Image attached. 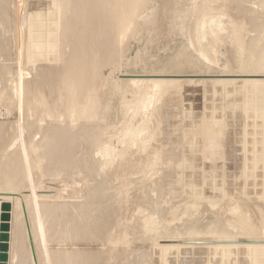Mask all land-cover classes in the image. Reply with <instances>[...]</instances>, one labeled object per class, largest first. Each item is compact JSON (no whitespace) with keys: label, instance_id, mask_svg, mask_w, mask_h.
Returning <instances> with one entry per match:
<instances>
[{"label":"rangeland","instance_id":"1","mask_svg":"<svg viewBox=\"0 0 264 264\" xmlns=\"http://www.w3.org/2000/svg\"><path fill=\"white\" fill-rule=\"evenodd\" d=\"M44 1L0 0V264H264V0Z\"/></svg>","mask_w":264,"mask_h":264},{"label":"bare ground","instance_id":"2","mask_svg":"<svg viewBox=\"0 0 264 264\" xmlns=\"http://www.w3.org/2000/svg\"><path fill=\"white\" fill-rule=\"evenodd\" d=\"M35 1H36V0H35ZM37 1H38V0H37ZM39 1H40V0H39ZM50 1H51V0H50ZM166 1H167V0H166ZM197 1H198V0H197ZM227 1H228V0H226L225 3H227ZM236 1H238V0H236ZM241 1H242V0H241ZM44 2H45V1L43 0L42 5L45 4ZM51 2H52V1H51ZM176 2H177V1H176ZM179 2H183L184 4L186 3L185 1H179ZM191 2H193V1H191ZM228 2H230V1H228ZM232 2H233V1H231L230 4H232V5H233V3L235 4V2H233V3H232ZM239 2H240V1H239ZM260 2H261V1H260ZM38 3H39V2H38ZM38 3H36V6L33 4V6L37 7V6H38V5H37ZM183 3H182V6H183ZM193 3H194V2H193ZM261 3H263V2H261ZM261 3H260V4H261ZM28 4H30V3H28ZM39 4H40V3H39ZM241 4H242V3L240 2L239 5H241ZM42 5H41V6H38V7L41 8ZM179 5H180V7H182L180 3H179ZM192 5H193V4H192ZM224 5H225V4H224ZM227 5H228V3H227ZM236 5H237V4H236ZM263 5H264V4H263ZM28 6H30V5H28ZM33 6H32V7H33ZM43 6H45V5H43ZM60 6H62V4H61ZM60 6H59V7H60ZM194 6H195V5H194ZM194 6H192V8H193ZM225 6H226V5H225ZM237 6H238V5H237ZM38 7H37V9L34 8V7H33V8L36 9V10L38 11ZM53 7H54V6H53ZM59 7H57V8H58V9H61V8L63 9L65 6H64V7H61V8H59ZM72 7H73V3H72ZM177 7H178V6H177ZM226 7H228V6H226ZM260 7H261V6H260ZM49 8H50V10H51L52 6L49 7ZM54 8H55V7H54ZM178 8H179V7H178ZM195 8H196V6H195L193 9H195ZM204 8L207 9L206 7H204ZM204 8H203V9H204ZM224 8H225V7H224ZM230 8H231V7H230ZM232 8H233V7H232ZM237 8H238V7H237ZM261 8L263 9V6H262ZM42 9H43V8H42ZM42 9L40 10V11H41L40 13H42V11L44 10V9H43V10H42ZM62 9H61V11H62ZM64 9H65V8H64ZM201 9H202V8H201ZM201 9H200V10H201ZM222 9H223V6H222ZM226 9H227V8H226ZM238 9H239V8H238ZM241 9H243V8H241ZM262 9H261V10H262ZM0 10H3V9H1V7H0ZM32 10H33V9H32ZM32 10H30V11H31V12H34V11H32ZM36 10H35V11H36ZM48 10H49V9H48ZM53 10H54V9H53ZM55 10H56V9H55ZM209 10H210V9H209ZM227 10H228V9H227ZM232 10H233V9H232ZM249 10H250V9H249ZM261 10H260V12H261ZM51 11H52V10H51ZM51 11H50V12H51ZM61 11H60V12H61ZM63 11L65 12V10H63ZM198 11H199V9H198ZM201 11H203V10H201ZM204 11H205V10H204ZM228 11H229V10H228ZM239 11H240V10H239ZM241 11H242V10H241ZM245 11H246V10H245ZM258 11H259V10H258ZM263 11H264V10H263ZM43 12H44V11H43ZM46 12H49V11H45V13H43V14L45 15ZM58 12H59V11H58ZM205 12H206V11H205ZM205 12H204V13H205ZM230 12H232V11H230ZM260 12H258V13H260ZM34 13H35V12H34ZM40 13H39L38 15H42V14H40ZM51 13H53V12H51ZM51 13H50V14H51ZM65 13H66V12H65ZM178 13H179V12H178ZM193 13H194V12H193ZM193 13H192V16L196 15V14L193 15ZM197 13H198V12H197ZM199 13L201 14V12H199ZM204 13H202V15H203ZM207 13H210V12L207 11ZM237 13H238V12H237ZM239 13H240V12H239ZM243 13H244V11H243ZM263 13H264V12H263ZM31 14L34 15L33 13H30L29 15H31ZM50 14H49V15H50ZM56 14H57V12H56ZM60 14H62V15H59V14H58L57 16H60V17L57 18V20L60 21V18H61V22H60L59 24L62 25V23H63V24L65 25V24H66L65 22H67V21H66V18H67V17L64 15L63 12L60 13ZM226 14H227V13H226ZM229 14H231V13H229ZM234 14H235V13H234ZM241 14H242V13H241ZM0 15H1V14H0ZM204 15H205V14H204ZM206 15H208V14H206ZM246 15H248V14H246V12H245V18H246ZM255 15H256V14H255ZM178 16H179V15H178ZM199 16H200V15H199ZM199 16L196 15V16H194V17H195L196 20L199 18V20L201 21V23L199 22V23H200L199 26H198V25H197V26L201 29V32H202V33H201V36H202L203 38H205L206 35H207L206 32H209L210 29L213 30V27L215 26V23H216V19H217V18H215V17H211L209 20H206V18H205L206 16H204V18H205V20H204V18L201 16V17L203 18V21H202V19H200ZM248 16H250V14H249ZM259 16H260V15H259ZM34 17L37 18L38 16H36V14H35ZM41 17H42V16H41ZM41 17H40V18H41ZM243 17H244V16H243ZM243 17H242V18H243ZM250 17H251V16H250ZM253 17H254V16H253ZM253 17H251V18H253ZM45 18H46V17H45ZM191 18H192V17H191ZM191 18H190V19H191ZM239 18H240V17H239ZM239 18H237V19H239ZM256 18H257V17H256ZM262 18H264V17H262ZM262 18H261V19H262ZM30 19H31V17H30ZM34 19H35V18H34ZM37 19H39V18H37ZM195 19H194V20L191 19V21H192V22H193V21L195 22ZM246 19H247V18H246ZM31 20H32V19H31ZM31 20H30V21H31ZM35 20H36V19H35ZM43 20H45V19L43 18ZM38 21H39V20H37V25L35 24V25H36V30H38V29H37V28H38L37 26H40V23H39ZM41 21H42V20H41ZM45 21H46V20H45ZM59 21H58V22H59ZM197 21H198V20H197ZM242 21H243V19H242ZM250 21H254V20L252 19V20H250ZM31 22H32V21H31ZM34 22H35V21H34ZM238 22H240V21H238ZM38 23H39V25H38ZM41 23L44 24L43 22H41ZM240 23H241V22H240ZM263 23H264V22H263ZM32 24H34V23H32ZM46 24H47V22H46ZM241 24H242V23H241ZM245 24H246V23H245ZM250 24H251V23H250ZM253 24H254V23H253ZM56 25H57V24H56ZM61 25H60V26H61ZM247 25H248V24H247ZM247 25H245V26H247ZM48 26H49V25H48ZM48 26H45V29H47L46 27H48ZM60 26H59V27H60ZM250 26H251V25H250ZM250 26H248V27H249V28H253L254 25H253L252 27H250ZM4 27H5V26H4ZM31 27H33V26L31 25ZM31 27H30V28H31ZM43 27H44V25H43ZM43 27L41 26V29H42ZM57 27H58V25H57L55 28H57ZM61 27H63V26H61ZM61 27H60V28H61ZM194 27H195V26H194ZM198 27H197V28H198ZM260 27L263 28V26H260ZM39 28H40V27H39ZM51 28H53V27L51 26ZM197 28H196V29H197ZM207 28H209V30H208ZM33 29H34V28H33ZM43 29H44V28H43ZM43 29H42V30H43ZM45 29H44L43 31H45ZM48 29H49V28H48ZM205 29H206L207 31H206ZM256 29H258V28H256ZM260 29H261V28H260ZM42 30H41V31H42ZM52 30H55V29H52ZM52 30H50V31H52ZM190 30H191V31L193 30V28H192L191 26H190ZM261 30H264V29H261ZM32 31H33V30H32ZM46 31H48V30H46ZM197 31H198V29H197ZM258 31H259V29H258ZM34 32H35V31H34ZM55 32H57V31L55 30ZM59 32H60V30H59ZM259 32H260V31H259ZM263 32H264V31H263ZM263 32H262V33H263ZM36 33H37V31H36ZM38 33H40V32H38ZM43 33H44V32H43ZM186 33H187V32H186ZM195 33H196V31H195ZM198 33H199V31H198ZM260 33H261V32H260ZM46 34H47V32H46ZM48 34H49V31H48ZM54 34H55V33H53V35H54ZM255 34H256V33H255ZM40 35H41V34H40ZM40 35H39V36H40ZM58 35H59V34H58ZM197 35H198V34H197ZM234 35H235V34H234ZM236 35H237V34H236ZM247 35H248V34H247ZM249 35H251V34H249ZM249 35H248V37H249ZM257 35H258V34H257ZM257 35H256V36H257ZM259 35H260V34H259ZM259 35H258V36H259ZM262 35H263V34H262ZM185 36H187V35H185ZM239 36H240V35H239ZM239 36H238V38H239ZM251 36H252V35H251ZM260 36H261V35H260ZM41 37H42V36H41ZM50 37H51V36H50ZM54 37H55V36H54ZM232 37H233V36H232ZM248 37H247V38H248ZM254 37H255V36H254ZM261 37H262V36H261ZM261 37H260V38H261ZM263 37H264V36H263ZM45 38H46V37H45ZM186 38H187V37H186ZM233 38H234V37H233ZM235 38H236V37H235ZM235 38H234V40H233L232 38H230V39H232V40L235 41V42L239 41L238 39L235 40ZM240 38L242 39V36H241ZM240 38H239V39H240ZM258 38H259V37H258ZM241 39H240V40H241ZM248 39H249V38H248ZM252 39H253V38H252ZM254 39H255V38H254ZM39 40H40L39 42H41V39H40V38H39ZM42 40L44 41V40H48V39H42ZM49 40H50V39H49ZM211 40H212V39H211ZM213 40H214V39H213ZM250 40H251V39H250ZM256 40H257V37H256ZM260 40L263 41V39H259V40H257V41H260ZM241 41H242V40H241ZM243 41H244V40H243ZM243 41H242V42H243ZM245 41H246V40H245ZM257 41H255V42L257 43ZM44 42H45V41H44ZM208 42H210V41H208ZM212 42H214V41H212ZM231 42H232V41H231ZM247 42H248V41H247ZM260 42H261V41H260ZM42 43H43V42H42ZM199 43H200V42H199ZM210 43H211V42H210ZM210 43H209V44H210ZM251 43H252V40H251ZM48 44H49V43H48ZM201 44H204V43L201 42ZM205 44H206V41H205ZM232 44H233V42H232ZM244 44H245V43L243 42L242 45H244ZM254 44H255V43H254ZM258 44H259V42L257 43V45H258ZM262 44L264 45V42H262ZM35 45H36V44H35ZM211 45H212V43H211ZM211 45H210V47H212ZM233 45H234V44H233ZM236 45H237V44H236ZM236 45H234V46L236 47ZM238 45H239V43H238ZM249 45H251V44H249ZM263 45H262V46H263ZM46 46H47V45H46ZM46 46H45V47H46ZM194 46L196 47L195 42H194ZM201 46H203V45H201ZM206 46H207V45H206ZM230 46H231V45H230ZM251 46H253V45H251ZM262 46H261V44H260V47H261V48H262ZM47 47H48V46H47ZM47 47H46V48H47ZM53 47H55V46L53 45ZM195 47H193L194 50H196ZM197 47H198V45H197ZM199 47H200V46H199ZM204 47H205V45H204ZM208 47H209V45H208ZM208 47H207V48L205 47V49H208ZM235 47H234V49H236ZM240 47H242V48H240ZM240 47L238 46V48H240V49L245 48L244 46H240ZM256 47H259V45H258V46L255 45V49H256ZM263 47H264V46H263ZM247 48H249V47H246V49H247ZM250 48H252V47H250ZM261 48H260V49H261ZM202 49H204V48L201 47L200 50H202ZM205 49H204V50H205ZM209 49H210V48H209ZM197 50L199 51V49H197ZM197 50H196V52H198ZM204 50H203V51H204ZM211 50H212V49H211ZM230 50H231V47L229 48V51H230ZM250 50H251V49H249V50L247 49V51H250ZM253 50H254V47H253V49L250 51L251 54H253V53H252V52H254ZM257 50H259V49H256L254 53H256ZM263 50H264V49H263ZM203 51H202V52H203ZM234 51H237V50H234ZM238 51H239V50H238ZM238 51H237L236 54H239ZM204 52L209 53V52H211V51L209 50V52H208V50H207V51H204ZM212 52H214V51H212ZM212 52H211V54H212ZM257 52H258V51H257ZM261 52H262V50H261ZM261 52H260V50H259V53H258V54H260V56H261V58H262L263 56L261 55ZM263 52H264V51H263ZM200 53H201V52H200ZM45 54H46V53H45ZM230 54H231V53H230ZM232 54H233V53H232ZM256 54H257V53H256ZM256 54H255V55H256ZM258 54H257V55H258ZM199 55H201V54H199ZM202 55H203V54H202ZM207 55H208V54H207ZM234 55H235V52H234V54H233V57H234ZM239 55H240V54H239ZM208 56H209V55H208ZM212 56H213V55H212ZM235 56H238V55H235ZM249 56H250V54H249ZM249 56H248V57H249ZM260 56H258V57H260ZM210 57H211V56H210ZM233 57H232V55H231V58H233ZM250 57H251V56H250ZM253 57H254V58L256 57V58H255V61L257 62L258 57L253 55L252 58H251V60L253 59ZM239 58H240V57H239ZM242 58H243V57H242ZM246 58H247V57H246ZM263 58H264V57H263ZM263 58H262V61H263ZM249 59H250V58H249ZM239 60H240V59H239ZM239 60H238V61H239ZM243 60H244V59H243ZM232 61H234V60H232ZM248 61H249V64H250V63H251L252 61H254V60H252V61L250 62V60H248V58H247V61H246V62L248 63ZM258 61H259V63L261 62L259 59H258ZM256 62H255V63H256ZM233 63H234V62H233ZM252 63H253V62H252ZM252 63H251V64H252ZM256 64H257V65H256L257 67H255V68L258 69V67H259L260 65L258 66V63H256ZM260 64H261V63H260ZM262 64H263V63H262ZM243 65H244V61H243ZM247 65H248V64H247ZM252 66H255V65L253 64ZM263 66H264V64H263ZM246 67H247V66H246ZM248 67H250V66L248 65ZM260 67H261V66H260ZM243 68H244V67H243ZM250 68H251V69H250ZM250 68L248 69V71L253 72V71H252V67H250ZM262 68H263V67H262ZM262 68H261V69H262ZM242 70H244V71L247 72V68H246V70H245V68L242 69ZM253 70H255V69H253ZM255 72H256V71H255ZM257 72H261V71H258V70H257ZM257 72H256V73L242 74V75H245V76H246V75H254V76H255V75L257 74ZM263 72H264V71H263ZM244 73H245V72H244ZM261 73H262V72H261ZM261 73H260V74H261ZM161 75H162V76H164V75H170V76H171V74H159V76H161ZM261 75H264V74H261ZM159 76H158L157 82L153 85V91L147 92L145 98H142L143 101L146 99V97H149V96H152L153 98H156V96H157V97H160V96H166V95L169 93V91H170L171 87L173 86L174 82H176V80H177L176 78H175V79H174V78H163V77H159ZM210 76H211V75H210ZM214 76H215V75H214ZM242 77H243V76H242ZM72 78H74L75 80H78V77H77V71L75 72V75H74ZM209 78H210V77H209ZM247 78H248V77H247ZM263 78H264V76H263ZM211 80H212V78H211ZM246 80H250V81L252 82V85H255V86H257V83H258V84H261V83H262L261 81H264V80H260V79H257V78H256V79H246ZM209 81H210V80H209ZM214 81H215V79L212 80V82H214ZM260 82H261V83H260ZM262 85L264 86V82H263ZM236 86H237V85H236ZM239 86H240V85H238L237 87H239ZM243 86H244V85H243ZM240 88H242V87H240ZM263 88H264V87H263ZM263 88H261V90H262ZM251 89H252V88H250V90H251ZM56 90H57V89H56ZM235 90H236V88H235ZM238 90L241 91L242 89H238ZM238 90H237V91H238ZM252 90H253V89H252ZM252 90H251L252 94H253L255 91H257V90H255V89H254L255 91H252ZM258 90H259V89H258ZM245 92H246V91H244V94H246ZM248 92H249V90H248ZM234 93H235V92H234ZM240 93H241V92H240ZM240 93H238V94H240ZM238 94H237V95H238ZM249 94H250V92H249ZM257 94H259V93L257 92ZM235 95H236V94H235ZM241 95H243V93H242ZM254 95H255V94H254ZM247 96H250V95H247ZM255 96H256V95H255ZM255 96H254V97H255ZM260 96L262 97L263 95L260 94ZM47 97H48V96H47ZM240 97H241V96H240ZM251 97H252V96H251ZM257 97H259V96H257ZM261 97H260V98H261ZM263 97H264V96H263ZM238 98H239V96H238ZM247 98H248V97H246V99H247ZM260 98L258 99V100H259L258 103L261 104V102H260V101H261ZM157 99H158V98H157ZM233 99H234V98H233ZM235 99H236V97H235ZM242 99H243V98H242ZM250 99H251V98H250ZM250 99H249V101H250ZM263 99H264V98H263ZM263 99H262V100H263ZM158 100H160V99H158ZM158 100H157V101H158ZM244 100H245V99H244ZM147 101L150 102L149 100H145V102H147ZM232 101H233V100H232ZM237 101H238V100H237ZM253 101H254V100H253ZM255 101L257 102L256 98H255ZM145 102H144V103H145ZM242 102H244V101L242 100ZM242 102H241V103H242ZM246 103H247V101H246ZM262 103H263V102H262ZM236 105H237V103H236ZM239 105H240V104H239ZM261 105H262V104H261ZM261 105H260V106H261ZM240 107H241V106H240ZM262 107H263V105H262ZM96 108H97V107H96ZM75 110H76V108H75ZM71 113H72V112H71ZM75 114H76V112H75ZM93 115H94V114H93ZM93 115H92V116H93ZM75 116H76V115H75ZM75 116H74V117H75ZM72 117H73V115H72ZM93 117H94V116H93ZM93 117H91V118H93ZM91 118L88 119V120L91 121ZM93 119L96 120V118H93ZM98 119H99V118H98ZM262 119H263V118H262ZM75 120H76V118H75ZM93 121H94V120H93ZM93 121H92V122H93ZM74 123H75V121H74ZM93 123H94V125H95L96 127H98V126L95 124V122H93ZM89 124H90V123H89ZM73 125H74V124H73ZM91 125H92V124H91ZM89 126H90V125H88V127H89ZM73 128H74V126H73ZM91 128H92V126H91ZM74 129H75V128H74ZM89 129H90V128H89ZM95 129H96V128L93 127L91 133H94L93 130H95ZM87 131H88V130H86V132H87ZM128 131H129V130H128ZM142 131H144V129H142ZM73 132H74V130H73ZM88 133H89V132H88ZM91 133H89V137H90V134H91ZM136 133H137V132L131 130L130 136H132L131 134H135V135H136ZM73 134H75V132H74ZM86 134H87V133H86ZM138 134H139V131H138ZM253 135L256 136L255 134H253ZM135 137H136V136H135ZM257 137H258V136H257ZM76 138H77V137H76ZM76 138H75V139H76ZM132 138H133V137H132ZM253 138H255V137H253ZM255 139H256V138H255ZM253 140H254V139H253ZM256 140H257V139H256ZM256 140H255V141H256ZM48 142H49V141H48ZM48 142H47V143H48ZM90 142H91V141H90ZM90 142H88V143H90ZM133 142H134V141H133ZM74 143H75V142H74ZM91 143H92V142H91ZM253 143H254V141H253ZM253 143H252V145H253ZM77 145H78V144H77ZM254 145H255V144H254ZM254 145H253V146H254ZM85 146H86V145H85ZM91 146H93V145L91 144ZM249 146H250V145H249ZM79 147H80V146H79ZM79 147H78V148H79ZM82 147H83V146H82ZM251 147H252V146H251ZM247 148H248V146H247ZM247 148H246V147L244 148L245 151H247ZM253 148H254V147H253ZM83 149H84V148H83ZM244 149H243V150H244ZM70 150H71V149H70ZM243 150L241 151V153H243V155L241 154V156H242V157H243V156H247V155H245V154H248V153H246L245 151L243 152ZM249 150L251 151V150H253V149H250V147H249ZM76 151H77V150H76ZM84 151H85V150H84ZM86 151H87V149H86ZM247 152H248V151H247ZM76 153H78V152H76ZM244 153H245V154H244ZM92 154H93V153H91V155H92ZM75 155H76V154H75ZM248 155H249V154H248ZM250 155H251V154H250ZM250 155H249L248 157H251V156H252V155H251V156H250ZM76 156H77V155H76ZM80 156H81V155H80ZM92 156H93V155H92ZM47 157H49V156H47ZM77 157H78V156H77ZM248 157H247V158L245 157L244 159H245V160H246V159L248 160ZM86 158H87V155H86ZM86 158H85V159H86ZM240 158H241V157H240ZM251 158H253V156H252ZM251 158H249V160H250ZM87 159L90 160V157L87 158ZM91 160H94L93 157H92ZM249 160H248V161H249ZM96 161H97V160H96ZM242 161L244 162V160H242ZM251 161H252V160H251ZM251 161H250V162H251ZM243 162H242V164H243ZM245 163L247 164L248 162H245ZM243 165H244V164H243ZM247 165H248V164H247ZM244 166H245V165H244ZM244 166H243V170H244ZM249 166H250V163H249L248 167H249ZM246 167H247V166H246ZM246 167H245V168H246ZM250 167H251V166H250ZM250 167H249V168H246V172H248L247 169L249 170V169H251L253 166H252L251 168H250ZM240 168H241V167H240ZM81 169H82V168H81ZM241 169H242V168H241ZM253 169H255V168H253ZM253 169H251L250 172H253ZM255 170H256V169H255ZM79 172H81V171H79ZM238 172L240 173V170H239ZM241 172H242V170H241ZM243 172H244V171H243ZM250 172H249V173H250ZM208 173H209V172H208ZM244 174H246V173H244ZM205 175H206V174H205ZM209 175H210V173H209ZM241 175H243V174H241ZM249 175H250V174H249ZM249 175H248V176H249ZM244 176H245V175H244ZM244 176H243V177H244ZM248 176H247V179H249V177H251V176H249V177H248ZM255 176H256V175H255ZM255 176H254V177H255ZM239 177H240V176H239ZM254 177H253V175H252V178H254ZM208 178H209V176H208ZM85 179H86V178H85ZM85 179H84V180H85ZM243 179H244V178H243ZM247 179H245V180H247ZM86 180H87V179H86ZM213 180H214V178H213ZM215 180H216V179H215ZM216 181H217V180H216ZM249 181H250V180H248V182H249ZM251 181H252V180H251ZM251 181H250V183H251ZM205 182H206V181H205ZM214 182H215V181H214ZM217 182H218V181H217ZM243 182H244V181H243ZM245 182H246V181H245ZM213 184H214V183H213ZM203 185H204V184H203ZM216 185H218V184L216 183ZM244 185H245V184H244ZM246 185L249 186V184H246ZM246 185H245V186H246ZM245 186H244L243 188H245ZM202 187H203V186H202ZM202 187H201V188H202ZM246 187H247V186H246ZM204 188H205V187H204ZM199 190H200V188L198 189V191H199ZM203 191H204V190H203ZM205 192H206V191H205ZM205 192H204V193H205ZM199 193H200V192H199ZM204 193H203V194H204ZM206 194H207V192H206ZM206 194H205V195H206ZM205 195H201V196H205ZM208 195H209V194H208ZM204 198H205V197H204ZM208 202H209V201H208ZM211 203H212V202H211ZM209 204H210V203H209ZM231 211H232V210H231ZM148 219H149V218H148ZM151 220H152V219H151ZM151 220H150V221H151ZM155 220H156V219H155ZM152 221H153V220H152ZM178 221H179V220H178ZM180 222H181V221H180ZM242 225H244V224L242 223ZM174 227H175V226H174ZM238 228H239V227H238ZM240 228H241V227H240ZM235 229H236V228H235ZM235 229L233 230V228H232L233 231H235ZM184 249H185V248H184ZM185 250H186V249H185ZM258 253H259V252H258ZM262 254H263V256H264V252H263ZM257 255H258V254H257ZM19 263H21V259H20V262H19Z\"/></svg>","mask_w":264,"mask_h":264}]
</instances>
